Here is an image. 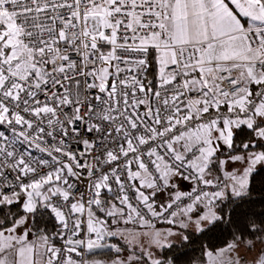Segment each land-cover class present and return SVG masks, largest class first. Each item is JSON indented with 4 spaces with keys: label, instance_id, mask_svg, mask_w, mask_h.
Instances as JSON below:
<instances>
[{
    "label": "snow or ice",
    "instance_id": "obj_1",
    "mask_svg": "<svg viewBox=\"0 0 264 264\" xmlns=\"http://www.w3.org/2000/svg\"><path fill=\"white\" fill-rule=\"evenodd\" d=\"M0 264H264V0H0Z\"/></svg>",
    "mask_w": 264,
    "mask_h": 264
},
{
    "label": "rangeland",
    "instance_id": "obj_2",
    "mask_svg": "<svg viewBox=\"0 0 264 264\" xmlns=\"http://www.w3.org/2000/svg\"><path fill=\"white\" fill-rule=\"evenodd\" d=\"M151 242V241H150Z\"/></svg>",
    "mask_w": 264,
    "mask_h": 264
}]
</instances>
